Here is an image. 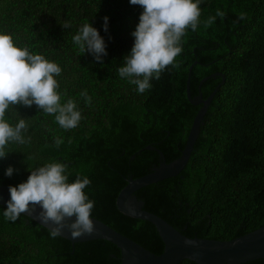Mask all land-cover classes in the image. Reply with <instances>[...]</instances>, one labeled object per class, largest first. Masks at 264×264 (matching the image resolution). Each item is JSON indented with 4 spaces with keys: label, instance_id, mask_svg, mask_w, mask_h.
<instances>
[{
    "label": "trees",
    "instance_id": "trees-1",
    "mask_svg": "<svg viewBox=\"0 0 264 264\" xmlns=\"http://www.w3.org/2000/svg\"><path fill=\"white\" fill-rule=\"evenodd\" d=\"M199 7L197 30L187 29L180 41L179 68L169 65L139 93L118 69L133 47L141 6L130 0H0V34L60 67L54 77L60 103L73 100L82 116L77 127L65 130L55 114L35 104L10 105L5 120L15 126L25 119L27 142L6 146L0 185L15 187L39 167L66 164L68 183L77 177L91 181L84 189L95 202L90 218L162 255L165 244L156 227L123 215L117 200L128 180L161 165V154L168 164L181 158L202 108L188 99L190 77L192 98L202 94L207 100L222 86L188 165L179 176L136 196L145 211L191 239L231 241L264 227V0H199ZM241 13L246 14L242 20ZM209 17L216 19L206 28ZM86 23L107 45L103 63L73 42ZM216 74L224 78L212 77ZM84 91L90 105L80 95ZM56 139L62 140L59 146ZM9 166L16 170L11 177L5 175ZM5 210L0 206V264H122L120 250L110 242L73 246L22 214L7 220ZM246 264H264V259Z\"/></svg>",
    "mask_w": 264,
    "mask_h": 264
},
{
    "label": "clouds",
    "instance_id": "clouds-1",
    "mask_svg": "<svg viewBox=\"0 0 264 264\" xmlns=\"http://www.w3.org/2000/svg\"><path fill=\"white\" fill-rule=\"evenodd\" d=\"M131 5H139L143 11L135 31L131 33L134 44L130 54L124 57L118 73L137 86L139 93L150 89V80L160 78V73L169 65L179 68L175 58L181 54V38L187 29L196 31L200 23L199 0H130ZM216 16L223 18L225 13L217 9ZM241 13L239 19H244ZM216 17H209L204 26L210 27ZM104 31H108V18H104ZM65 27H70L65 24ZM73 42L81 52L92 54L98 63L107 56L106 43L99 31L91 24H84ZM62 69L39 54H30L27 48L15 45L8 34H0V159L7 157L5 151L9 142L24 144L27 131L25 119L12 126L5 120L10 105L38 106L47 114H55L56 122L65 130L78 126L82 119L77 104L69 99L63 105L57 92L59 84L54 78ZM87 104L91 97L87 91L80 93ZM30 140V138H29ZM62 140L56 139V144ZM67 165L50 163L31 171L26 182L9 186L10 199L7 201L4 217L15 221L29 206H39L40 219L51 224V236L55 238L68 229L73 238L92 234L95 230L90 218L95 202L85 195L84 189L91 181L87 177H77L68 183L65 174ZM16 170L9 166L5 175L11 177ZM75 218L71 223L67 221Z\"/></svg>",
    "mask_w": 264,
    "mask_h": 264
},
{
    "label": "water",
    "instance_id": "water-1",
    "mask_svg": "<svg viewBox=\"0 0 264 264\" xmlns=\"http://www.w3.org/2000/svg\"><path fill=\"white\" fill-rule=\"evenodd\" d=\"M212 77L224 78V75L216 74ZM210 78L204 79L202 84ZM221 86L207 100L203 98L202 94L192 98L189 77L188 99L194 106H202V108L195 118L181 158L168 164L161 154L163 160L161 165L154 168L150 174L142 178H131L128 180V185L118 197L117 206L123 215L133 219L147 221L156 227L157 232L165 244V250L162 255L158 256L151 253L136 242L94 218H91L95 226L92 234H85L81 237L73 238L68 229L65 228L59 237L70 241L73 246L98 240L110 242L120 250L122 264H181L184 261H191L195 264H246L264 259V227L231 241L191 239L184 236L162 218L145 211L144 202L139 201L136 196V193L141 189L177 177L183 172L188 165L195 144L199 138L204 118ZM9 199V186L0 185V206L6 208ZM29 209L28 212L22 213V215L51 232L52 225L41 222V210L39 206L30 205ZM74 219L73 217L67 222L71 223Z\"/></svg>",
    "mask_w": 264,
    "mask_h": 264
}]
</instances>
